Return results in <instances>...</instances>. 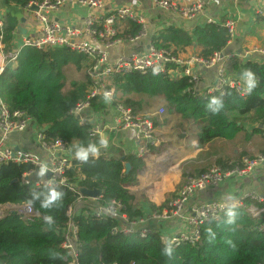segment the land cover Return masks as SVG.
Instances as JSON below:
<instances>
[{
    "label": "trees",
    "instance_id": "16d2710c",
    "mask_svg": "<svg viewBox=\"0 0 264 264\" xmlns=\"http://www.w3.org/2000/svg\"><path fill=\"white\" fill-rule=\"evenodd\" d=\"M3 1L7 5L27 7L40 0ZM130 25L128 34L135 37L141 27L133 22ZM16 26L17 20L11 15H7L0 26V52L5 56L15 50ZM152 44L172 51L175 58L195 44L199 48L197 57L210 60L215 53L227 48L229 37L218 24L197 26L192 33L170 26L159 30ZM69 65L82 71L89 67L88 58L69 49L43 51L25 47L16 63L6 59L0 79V97L11 111H22L30 116L49 143L60 139L68 144L73 169L67 176L80 188L101 190L98 204L115 200L123 204L130 219L143 217L130 187L137 184L145 169V158L129 155L122 160L116 155L95 157L92 154L93 149L102 145L101 139L91 134L90 126L80 124L69 115L86 99L90 80L72 82L67 88L64 69ZM170 69L181 68L172 64ZM246 70L255 80V86L246 97L230 88L222 95H196L189 91L187 77L136 72L111 76L107 89L114 92L112 104H123L134 114L152 107V101L162 104L168 118L177 117L184 131L191 133L196 149L206 148L218 139L234 141L240 135L249 143L256 136H264V61L249 58L237 64L236 72L240 76L246 77ZM109 106L107 99L98 97L92 102L91 110L100 115ZM152 120L157 128L170 119L163 123L158 117ZM247 123L251 126L249 131ZM151 148L157 152L161 149ZM80 152H87L89 156L79 158ZM241 156L253 158L247 152ZM126 163L131 167L129 171ZM224 163L218 161V164ZM32 169L30 165L13 162L0 164V211L5 205H29L35 213L28 217L7 211L0 217V264H68L69 255L62 249L63 230L69 221L68 209L76 204L78 196L62 186L41 189L25 186L22 178ZM246 201L252 203L249 199ZM152 207L163 209L165 204ZM74 222L81 243L79 264L264 263V233L257 230L264 222V215L253 217L240 208H230L221 220L205 223L198 244L182 243L177 248L162 242L157 233L146 238L137 234H113L117 223L97 219L90 207H82ZM165 249L169 250L168 254Z\"/></svg>",
    "mask_w": 264,
    "mask_h": 264
},
{
    "label": "built area",
    "instance_id": "2783aa9c",
    "mask_svg": "<svg viewBox=\"0 0 264 264\" xmlns=\"http://www.w3.org/2000/svg\"><path fill=\"white\" fill-rule=\"evenodd\" d=\"M107 0H40L31 2L28 8L34 11L40 25L39 35L25 38L15 50L5 57L11 63H16L20 51L25 47L50 51L55 49H69L86 56L89 60L87 71L90 80V89L86 99L78 103L69 115L77 118L80 124L91 127V134L97 135L102 141L101 146H106L107 141L100 131L99 115L92 114L94 118L84 116L91 110V104L95 98L104 97L109 103V109L113 112V122L117 130H132L137 143L136 156L143 158L151 149L156 147V127L151 117L145 114H134L123 104H112L113 90L107 89V82L113 75L128 73L153 74L157 76H184L189 79V91L196 95L224 94L226 88L235 90L238 95L246 97L249 93L248 76L232 74L230 66L234 64L236 53L217 52L210 60H204L197 56L187 60L172 56V51L150 44L144 51H134L117 58H112L111 50L123 42L135 44L145 34L147 21L132 6H121L110 12L105 9ZM152 5L163 12L175 14L187 20L205 18L204 25H220L228 34L229 44L237 37V21L231 15L224 18L210 17L206 14L207 4L205 0H150ZM77 3L88 9L83 28L64 25L58 21H51L48 13L56 11L66 4ZM106 11V12H105ZM104 13V14H103ZM256 17H264V9H256ZM131 21L141 26V31L135 37L121 38L119 25ZM4 23V17L0 15V26ZM1 38V37H0ZM1 48V43H0ZM256 53L264 55V49H256ZM177 64L180 70H172L170 66ZM198 65L210 67L218 65L217 74L213 84L204 91H200V75L196 70ZM3 68H0V79ZM114 105V106H113ZM158 116L166 114L164 107L159 109ZM35 127V137L40 147L47 152L50 161L34 152L15 149L10 143L13 134H21L29 128ZM0 164L13 162L33 167L24 174L22 183L31 189L43 187H65L71 193L78 196L74 206L68 209V223L64 227L62 249L68 255V264H79L78 257L81 243L78 238V228L74 218L82 207H88L84 201L88 198L81 193L82 188L73 182L67 174L73 169V157L67 143L58 139L49 143L43 130L39 129L34 120L22 111H11L0 97ZM87 153V152H84ZM96 157V156H95ZM224 165L218 164L200 175H189L177 197L170 200L162 210L151 212L150 216L130 219L124 212V206L118 201L107 204H97L90 208L97 219H111L117 223L113 234L133 235L141 238L156 233L151 225L159 222H170L178 219L182 223L179 233L169 237L159 234L160 240L171 248H177L182 243L196 245L201 239V227L207 222H217L230 208H240L246 214L258 217L264 215V194L252 192L243 194L230 200L211 198L205 201L194 202L199 194L209 189H221L226 183L233 180H241L250 176L257 169L264 167V153L255 158L241 156L237 160H226ZM47 173H51L47 179ZM252 203H247L246 200ZM20 215L35 216L29 205L14 206ZM2 210L0 211V217ZM152 223V224H151ZM151 224V225H150ZM257 230L264 233V222L258 225ZM264 264V263H263Z\"/></svg>",
    "mask_w": 264,
    "mask_h": 264
},
{
    "label": "crops",
    "instance_id": "0c3cea01",
    "mask_svg": "<svg viewBox=\"0 0 264 264\" xmlns=\"http://www.w3.org/2000/svg\"><path fill=\"white\" fill-rule=\"evenodd\" d=\"M205 1L207 4L206 14L208 16L215 18H224L229 14L237 21V37L230 44H228L227 48L224 50V52L226 53L234 52L236 53V55H238L235 58L234 64L230 66V72L237 75V64L245 62L249 58L262 63L264 61V55L256 53L255 50L264 49V17H256L254 12L258 8L264 9V0ZM121 6H132L138 13L145 17L147 25L145 28L144 36L135 44L130 45L126 42H123L121 45L111 50L112 58L114 59L121 55H126L130 52L144 51L152 43L153 37L157 35L158 31L161 29L175 26L183 29L188 33H192L195 27L203 26L205 23V18H199L197 20H187L175 14L160 11L152 5L150 0H107L105 9L107 12H110ZM87 14L88 9L86 7H83L77 3H71L64 5L56 11L49 12L48 18L51 21H58L64 25L81 29L83 28L84 20ZM0 15H2L4 19H6L7 15H11L17 20V26L13 33L14 47L19 46L25 38L36 37L39 35L40 25L32 9H29L28 7L7 5L3 0H0ZM130 23L132 22L126 21L119 25L118 29L123 37L129 36L128 31L131 27ZM198 51V46L194 44L193 46L186 48L185 51L181 52L180 57L187 60L191 57L197 56ZM4 56L5 55L0 52V68H4L5 66ZM196 70L198 71L201 79L199 89L200 91H204L209 85L213 84L217 74L218 65H212L210 67L198 65L196 67ZM92 114L95 113H93L92 111H86L84 113V116L94 118ZM98 118L100 119V131L102 133V137L107 141V145L96 148L92 152V154L96 157L102 154H106L108 156L116 155L118 157H121L122 160H124L125 157L129 155L136 156L137 143L135 141L134 132L132 130L123 131L115 129L113 122V112L109 108L104 110L98 116ZM34 128L35 127H31L21 134H13L10 137V143L15 149L34 152L41 156L44 161H50L48 159L50 158L49 155L40 147L39 143L36 140V131ZM240 142L249 145L252 141L247 143L245 142L244 137L240 135L234 141L220 140L217 143H225L223 144V146H231L232 144L233 155L231 156L236 157L239 155V152H242L243 150L240 149L241 147L237 148L235 145L236 143L237 145L242 146ZM244 150L245 151L243 152L251 153L253 149H249V146H245ZM150 151L145 156L150 155ZM230 158H223V160ZM194 172L197 174L190 173L189 175L197 176L204 171L203 169H196L195 171H193V173ZM179 181L181 183L182 179L180 178ZM184 184L182 185V187L184 186ZM181 189H179V191L172 199L177 197ZM252 192L264 194V167L257 169L245 179L233 180L232 182L226 183L221 189H209L199 194L194 202L205 201L211 198L230 200L235 197H241L243 196V194H249ZM84 204L90 208H93L98 204V202L97 199L88 198L84 201ZM6 207H14V205H5L3 208ZM141 210L143 212V215L146 217L150 216L151 212L162 209H153L152 211H145L144 209ZM151 227L157 234L163 233L171 237L179 233V230L182 227V223L178 219H174L170 222L155 223V225H151Z\"/></svg>",
    "mask_w": 264,
    "mask_h": 264
},
{
    "label": "rangeland",
    "instance_id": "374dc122",
    "mask_svg": "<svg viewBox=\"0 0 264 264\" xmlns=\"http://www.w3.org/2000/svg\"><path fill=\"white\" fill-rule=\"evenodd\" d=\"M86 69L78 71L74 66H67L64 69L67 88L70 87L72 82L82 83L88 81ZM151 104L152 107H148L139 114H148L154 119L158 117L162 123L167 122V119L170 120L163 126L157 127L155 132L156 147L161 149L157 152L156 149L151 148L150 155L144 157L146 167L140 174L137 184L130 187L131 192L136 196V205L145 211H152L153 205L161 207L167 204L181 189L189 174H197L193 173L196 169L209 170L213 166H217L218 161L221 159L223 162L237 160L244 153L245 146L253 149L251 153L247 152L253 155V158L264 153V136H256L249 145L240 142L242 145L240 146L236 142V147L243 149L236 157L231 156L233 155L232 144L231 146H223L225 143H217L220 140H214L210 146L197 150L193 136L188 130L184 131V128L178 122V118H168L167 112L159 117L157 113L163 105L157 101H152ZM246 125L249 127V131L251 126L249 123ZM242 137L244 136L242 135ZM223 158L230 159L223 160ZM180 178L182 179L181 183ZM7 211L19 212L16 207H6L2 209V215Z\"/></svg>",
    "mask_w": 264,
    "mask_h": 264
},
{
    "label": "water",
    "instance_id": "95a60500",
    "mask_svg": "<svg viewBox=\"0 0 264 264\" xmlns=\"http://www.w3.org/2000/svg\"><path fill=\"white\" fill-rule=\"evenodd\" d=\"M85 154H86V157L89 156L88 153H85ZM125 168H126L127 171H129L131 167H130V165L128 163H126L125 164ZM46 177H47V179H50L51 173H47V176ZM81 193L86 198L98 199L101 196L102 191L101 190H98V189L82 188Z\"/></svg>",
    "mask_w": 264,
    "mask_h": 264
},
{
    "label": "clouds",
    "instance_id": "9594fccd",
    "mask_svg": "<svg viewBox=\"0 0 264 264\" xmlns=\"http://www.w3.org/2000/svg\"><path fill=\"white\" fill-rule=\"evenodd\" d=\"M246 76H248V86H249V89H251L252 87L255 86V80L253 78V74L246 70L245 73H244ZM95 149H93L94 151ZM79 158H85L86 157V154L83 153V152H80L77 154ZM47 220H50L51 218L50 217H46ZM165 253L168 254L169 253V250L168 249H165Z\"/></svg>",
    "mask_w": 264,
    "mask_h": 264
}]
</instances>
